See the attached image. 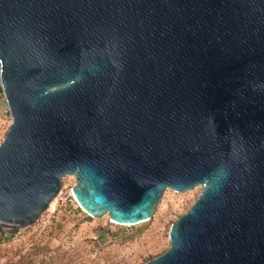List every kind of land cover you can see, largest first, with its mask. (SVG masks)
Masks as SVG:
<instances>
[{"label": "water", "instance_id": "95a60500", "mask_svg": "<svg viewBox=\"0 0 264 264\" xmlns=\"http://www.w3.org/2000/svg\"><path fill=\"white\" fill-rule=\"evenodd\" d=\"M0 92V228L202 187L146 264H264V0H0Z\"/></svg>", "mask_w": 264, "mask_h": 264}, {"label": "rangeland", "instance_id": "374dc122", "mask_svg": "<svg viewBox=\"0 0 264 264\" xmlns=\"http://www.w3.org/2000/svg\"><path fill=\"white\" fill-rule=\"evenodd\" d=\"M75 185L74 177H64L57 197L33 226L16 234L0 228V264H146L169 248L171 225L202 191H165L149 221L120 226L108 215L89 217L73 196Z\"/></svg>", "mask_w": 264, "mask_h": 264}, {"label": "built area", "instance_id": "2783aa9c", "mask_svg": "<svg viewBox=\"0 0 264 264\" xmlns=\"http://www.w3.org/2000/svg\"><path fill=\"white\" fill-rule=\"evenodd\" d=\"M11 124V119L7 110L6 114L0 112V144L3 142L5 134Z\"/></svg>", "mask_w": 264, "mask_h": 264}, {"label": "crops", "instance_id": "0c3cea01", "mask_svg": "<svg viewBox=\"0 0 264 264\" xmlns=\"http://www.w3.org/2000/svg\"><path fill=\"white\" fill-rule=\"evenodd\" d=\"M0 107H1V109H0V112L1 113H3V114H6L7 113V109L5 108V105L2 103V102H0Z\"/></svg>", "mask_w": 264, "mask_h": 264}, {"label": "trees", "instance_id": "16d2710c", "mask_svg": "<svg viewBox=\"0 0 264 264\" xmlns=\"http://www.w3.org/2000/svg\"><path fill=\"white\" fill-rule=\"evenodd\" d=\"M0 99H3V98L0 96ZM2 103L5 105V108L7 109L6 104L4 103V101H2Z\"/></svg>", "mask_w": 264, "mask_h": 264}]
</instances>
